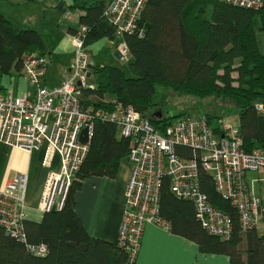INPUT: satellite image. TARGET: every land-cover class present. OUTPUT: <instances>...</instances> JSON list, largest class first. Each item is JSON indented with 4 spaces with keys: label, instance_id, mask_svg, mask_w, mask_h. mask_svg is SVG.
<instances>
[{
    "label": "trees",
    "instance_id": "16d2710c",
    "mask_svg": "<svg viewBox=\"0 0 264 264\" xmlns=\"http://www.w3.org/2000/svg\"><path fill=\"white\" fill-rule=\"evenodd\" d=\"M67 2L69 8L82 10L78 25L87 26L86 47L104 36L115 46L124 41L130 57L126 68L90 62V85L79 86L85 105L111 108L115 99L132 105L156 127L191 114H164L155 101L157 86L163 85L177 94L219 99L223 110L237 115L246 147L264 146V116L254 108L255 101L264 102V6L252 9L220 0H146L140 15L143 34L119 36L103 17L107 0ZM29 51L47 54L43 34L34 27L16 26L0 10V74L21 70L22 56ZM129 151L130 138L120 135L114 122L96 119L85 158L72 177L62 207L44 211L38 221L23 219L24 239L0 225V264H126L127 252L117 242L87 232L75 211V191L90 175L113 176L120 158ZM177 151L189 155L191 149L178 146ZM211 178V173L200 170V187L209 201L232 217L229 238L203 228L194 203L172 193L168 175L161 182L159 215L170 222L171 231L195 241L202 252L225 253L232 264H264V234L240 228L236 210L218 193ZM39 242L46 243V254L30 250V245Z\"/></svg>",
    "mask_w": 264,
    "mask_h": 264
},
{
    "label": "built area",
    "instance_id": "2783aa9c",
    "mask_svg": "<svg viewBox=\"0 0 264 264\" xmlns=\"http://www.w3.org/2000/svg\"><path fill=\"white\" fill-rule=\"evenodd\" d=\"M220 1L252 9L264 6V0ZM145 2L107 0L103 17L120 35L124 32L142 35L140 15ZM86 35L85 24L74 29L73 59L59 82L46 84L43 80L49 61L47 54L29 51L22 56L21 72L31 87L17 94L0 88V140L26 150L44 144L42 164L47 167L53 154H59L60 168L48 171L40 197L41 208L61 207L64 192L85 158L93 123L102 119L114 122L119 134L130 138L131 168L118 227V242L129 252L126 264H131L137 250L144 220L168 227L158 213L165 175L169 177L172 193L194 201L197 219L207 232L229 238L233 221L229 212L210 203L200 190L197 181L200 168L211 173L216 190L234 206L240 228L264 233V146L248 149L239 125L225 118L211 122L204 114H188L156 127L132 105L115 99L111 108L85 105L79 97V86L89 85L90 52L84 45ZM118 48L123 54L128 53L124 42ZM254 107L264 116L263 101H255ZM84 127L87 141L80 138ZM178 146L190 148V154L178 152ZM26 182V174L17 173L0 189V216L7 226L6 232L18 239L25 238V214L16 205L24 199ZM34 248L43 253L47 245L39 242Z\"/></svg>",
    "mask_w": 264,
    "mask_h": 264
},
{
    "label": "crops",
    "instance_id": "0c3cea01",
    "mask_svg": "<svg viewBox=\"0 0 264 264\" xmlns=\"http://www.w3.org/2000/svg\"><path fill=\"white\" fill-rule=\"evenodd\" d=\"M6 1L10 4L2 10L16 26L34 27L43 34L49 57L43 80L46 84L59 82L62 72L73 59L71 35L78 26L82 10L69 8L67 0ZM90 62L98 61L90 56ZM9 75V84L0 78L2 90L11 89L17 94L31 87L21 70ZM43 153L44 144L26 150L0 140V189L15 174L25 173L27 182L22 209L25 218L37 221L45 211L40 206V197L48 171L60 168L58 153L53 154L48 167L42 164ZM130 168L131 159L126 154L120 158L113 176L90 175L82 180L75 191V211L91 236L113 243L117 241ZM134 264L232 263L225 253L202 252L195 241L155 223L146 222Z\"/></svg>",
    "mask_w": 264,
    "mask_h": 264
},
{
    "label": "rangeland",
    "instance_id": "374dc122",
    "mask_svg": "<svg viewBox=\"0 0 264 264\" xmlns=\"http://www.w3.org/2000/svg\"><path fill=\"white\" fill-rule=\"evenodd\" d=\"M9 4L10 3L6 0H0V10L3 11L2 9H6ZM118 35L121 36L120 34ZM120 42L121 41H119L116 45H118ZM87 49L89 50L90 56L93 60L102 63L104 61L108 63H114L123 68L127 67L130 58L129 55L120 58L115 56V45L113 44V41L104 36L98 39L96 42L94 41L90 45H88ZM1 77L9 84V74H0V78ZM3 91H6V89H3ZM155 101L158 103V107L163 110L164 114H178L180 111H191V114L195 115L200 114L197 112L200 110L213 114L214 117H212V122H216V119H218L219 117H224L225 119L238 124L237 115L229 114L227 110H223L224 107L217 104L219 103V99H214L213 97H204L202 99H198L186 94H177L173 92L169 87L159 85L156 89ZM221 113H223V116H220L222 115Z\"/></svg>",
    "mask_w": 264,
    "mask_h": 264
},
{
    "label": "bare ground",
    "instance_id": "6f19581e",
    "mask_svg": "<svg viewBox=\"0 0 264 264\" xmlns=\"http://www.w3.org/2000/svg\"><path fill=\"white\" fill-rule=\"evenodd\" d=\"M115 27V26H114ZM117 33V32H116ZM118 34V33H117ZM122 42H124V41H121L120 43H122ZM119 43V44H120ZM125 43V42H124ZM118 44V45H119ZM126 44V43H125ZM118 45H116L115 46V48H118ZM127 46V45H126ZM119 49V48H118ZM128 49V48H127ZM119 51H120V49H119ZM120 53H121V57H126V56H128L129 55V53H127V54H123L121 51H120ZM47 57H48V54H47ZM48 60H49V57H48ZM48 63H49V61H48ZM200 114H204V115H206L205 113H200ZM207 116V115H206ZM208 117V116H207ZM209 118V117H208ZM219 118H224V117H219ZM96 120V119H95ZM209 120L212 122V118H209ZM87 141V140H86ZM87 150H88V148H87ZM87 152V151H86ZM202 168H200L199 169V172H198V175H197V181H198V186H199V188H200V190L206 195V193L202 190V188L200 187V183H199V179H198V177H199V173H200V170H201ZM203 170H205V169H203ZM207 171V170H206ZM208 172V171H207ZM211 180H212V182H213V184H214V187L216 188V186H215V183H214V180L211 178ZM68 189H69V186H68V188L66 189V191L64 192V196H63V199H62V205H63V203H64V200H65V198H66V195H67V191H68ZM217 189V188H216ZM172 190V189H171ZM25 191H26V189H25ZM218 191V190H217ZM160 192H161V186H160ZM173 192V191H172ZM20 193V192H19ZM218 193L221 195V193L218 191ZM174 194V193H173ZM175 195V194H174ZM176 196V195H175ZM222 196V195H221ZM24 197H25V194H24ZM176 197H178V196H176ZM206 197H207V195H206ZM223 197V196H222ZM178 198H181V199H188V200H190V201H192L193 203H194V201L192 200V199H190V198H187V197H178ZM223 198H225V197H223ZM207 199H208V197H207ZM226 199V198H225ZM209 200V199H208ZM226 200H228V199H226ZM6 201V200H5ZM23 201H24V199L22 200V201H19L18 203H17V208L18 209H21L22 208V204H23ZM7 202V201H6ZM228 202H229V200H228ZM211 203V202H210ZM230 203V202H229ZM231 204V203H230ZM7 205V204H6ZM62 205H61V207H62ZM232 205V204H231ZM8 206V205H7ZM194 206H195V204H194ZM233 206V205H232ZM53 207H55V206H53ZM60 207V208H61ZM233 208H234V206H233ZM235 209V208H234ZM236 210V209H235ZM46 211V210H45ZM195 211H196V208H195ZM1 215V214H0ZM24 219H25V217H24ZM146 222H151V223H155V224H157V225H160L159 223H157L156 221H154V220H144L143 221V223H142V228H141V233H140V236H139V239H138V247H137V250H136V252H135V254H134V257H133V259H132V262H131V264H134V262H135V258H136V255H137V252H138V248H139V244H140V240H141V235H142V231H143V227H144V224L146 223ZM166 222L168 223V227H167V229H170V222L169 221H167L166 220ZM24 224V223H23ZM0 225L1 226H3L4 228H5V230H6V224L4 223V220H2V216H0ZM160 226H162V225H160ZM204 228V227H203ZM205 229V228H204ZM243 231H246V230H243ZM259 233V232H258ZM260 234H264L263 232H260ZM117 244H118V246L119 247H121V248H123L126 252H127V259H128V256H129V252H128V250L123 246V245H120L119 244V242H118V239H117ZM37 245H30V250L33 252V253H35V254H39V255H43V254H46L47 252H48V248H47V250L45 251V252H43V253H39V252H37L36 250H35V248L34 247H36ZM126 263H127V260H126Z\"/></svg>",
    "mask_w": 264,
    "mask_h": 264
},
{
    "label": "water",
    "instance_id": "95a60500",
    "mask_svg": "<svg viewBox=\"0 0 264 264\" xmlns=\"http://www.w3.org/2000/svg\"><path fill=\"white\" fill-rule=\"evenodd\" d=\"M114 54H115V56H117V57H121V53H120V51H119V49L118 48H115L114 49ZM77 84L78 85H80V81L78 80L77 81ZM86 132H87V128L86 127H84L82 130H81V134H80V138L82 139V140H86L87 138H86Z\"/></svg>",
    "mask_w": 264,
    "mask_h": 264
}]
</instances>
